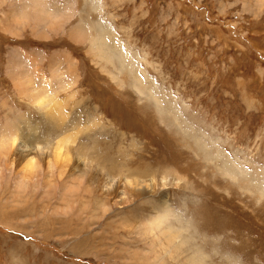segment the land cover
I'll use <instances>...</instances> for the list:
<instances>
[{"label":"rangeland","instance_id":"obj_1","mask_svg":"<svg viewBox=\"0 0 264 264\" xmlns=\"http://www.w3.org/2000/svg\"><path fill=\"white\" fill-rule=\"evenodd\" d=\"M196 249L264 264V0H0V264Z\"/></svg>","mask_w":264,"mask_h":264},{"label":"bare ground","instance_id":"obj_2","mask_svg":"<svg viewBox=\"0 0 264 264\" xmlns=\"http://www.w3.org/2000/svg\"><path fill=\"white\" fill-rule=\"evenodd\" d=\"M73 6V5H72ZM37 27V26H36ZM94 43V42H93ZM99 45V44H98ZM102 45V44H101ZM102 47V46H101ZM100 47V48H101ZM109 49V48H108ZM98 49H96V51H97ZM100 50V49H99ZM102 54H101V59L102 58H104L105 60H106V62H108L109 63V61H108V58L110 57V55L106 52V50H105V47L103 46L102 47V52H101ZM115 56V55H114ZM111 58V57H110ZM100 59V58H99ZM103 59V60H104ZM120 71V70H119ZM112 78L113 79H116V76L115 75H113L112 74ZM119 83V82H118ZM133 87H134V89L137 91V93L138 94H141L142 93V91L140 90V88H139V83H138V80L136 79V78H134L133 77ZM119 84H121V83H119ZM202 147V146H201ZM39 149V151H41V153L42 154H44V152H42L43 151V149L42 148H38ZM17 151H18V149H16ZM19 152L20 153H23L22 152V150H19ZM49 152H47L46 153V155L48 154ZM24 154V153H23ZM60 156H62V158L64 159L65 158V156L63 157V155L61 154V153H58ZM25 155H26V157H25V161H24V168L27 170V171H32V172H34V170H35V165L33 164V162H32V158H29L30 156H29V154H26L25 153ZM62 159V160H63ZM23 162V161H22ZM25 171V170H24ZM229 173H230V171L229 170H227ZM230 175L231 176H233L231 173H230ZM229 175V176H230ZM235 177V176H234ZM128 185H130L129 183H128ZM136 185H140V184H136ZM151 186V188H153V184H151L150 185ZM140 187L142 188V190H146V188H145V186H143L142 187V185H140ZM148 189V188H147ZM161 204V210L160 211H165V208L166 207H163V202H161L160 203ZM158 218V220H159V218H161V215H159V217H157ZM172 228H167L166 227V230L167 231H169V230H171ZM166 231V232H167ZM170 233V232H169ZM168 236L170 237V238H172V237H174V235L173 236H171L170 234H168ZM186 241V240H185ZM198 248V247H197ZM200 251H199V249H196L195 251H192L191 252V256L189 257V260L188 261H190L191 262V264H203V261L202 260H198L197 258H195L196 256H200Z\"/></svg>","mask_w":264,"mask_h":264},{"label":"crops","instance_id":"obj_3","mask_svg":"<svg viewBox=\"0 0 264 264\" xmlns=\"http://www.w3.org/2000/svg\"><path fill=\"white\" fill-rule=\"evenodd\" d=\"M46 7V6H45Z\"/></svg>","mask_w":264,"mask_h":264}]
</instances>
